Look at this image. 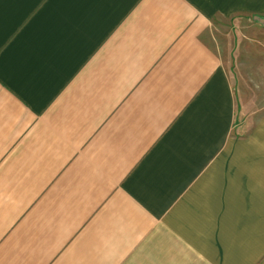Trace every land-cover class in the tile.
Masks as SVG:
<instances>
[{"label":"crops","instance_id":"crops-1","mask_svg":"<svg viewBox=\"0 0 264 264\" xmlns=\"http://www.w3.org/2000/svg\"><path fill=\"white\" fill-rule=\"evenodd\" d=\"M263 36L264 0H0V264H264Z\"/></svg>","mask_w":264,"mask_h":264},{"label":"rangeland","instance_id":"rangeland-1","mask_svg":"<svg viewBox=\"0 0 264 264\" xmlns=\"http://www.w3.org/2000/svg\"><path fill=\"white\" fill-rule=\"evenodd\" d=\"M263 38H264V36H263ZM252 47L255 48V46H252ZM255 51L258 52L256 49H255ZM258 53H260V52H258ZM244 59L248 60V62L247 63L242 62L244 67H241L240 69H242V70L245 69L249 72L248 78H249L250 83H251V81H253L255 83L257 81L256 79L258 76L264 77L263 76L264 68L259 67V66L264 64V52H262L260 54L251 53V54H249L248 58H244ZM234 72L237 74V76H238L237 79L239 80L241 77L239 70L236 69Z\"/></svg>","mask_w":264,"mask_h":264}]
</instances>
